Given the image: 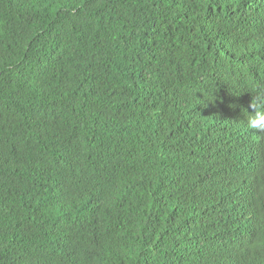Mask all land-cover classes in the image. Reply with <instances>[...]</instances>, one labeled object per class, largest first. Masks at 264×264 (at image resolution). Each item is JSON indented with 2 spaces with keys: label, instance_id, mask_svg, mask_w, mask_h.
Instances as JSON below:
<instances>
[{
  "label": "trees",
  "instance_id": "1",
  "mask_svg": "<svg viewBox=\"0 0 264 264\" xmlns=\"http://www.w3.org/2000/svg\"><path fill=\"white\" fill-rule=\"evenodd\" d=\"M221 65L241 111L264 0H0V264H264V176L186 166L170 108Z\"/></svg>",
  "mask_w": 264,
  "mask_h": 264
},
{
  "label": "clouds",
  "instance_id": "2",
  "mask_svg": "<svg viewBox=\"0 0 264 264\" xmlns=\"http://www.w3.org/2000/svg\"><path fill=\"white\" fill-rule=\"evenodd\" d=\"M229 1L233 7L241 9L257 4L259 0ZM228 70L221 65L217 73L198 80L191 91L172 103L170 108L174 110L177 126L181 130V142L196 144L199 141L208 150L204 154L207 160L193 159L186 166L193 170L197 167L198 170L211 165L225 172L231 177L227 191L230 194L232 184L237 190H242L246 182L264 176V89L254 90L253 97L246 100L241 111L238 110L227 98L236 86V78ZM232 120L235 124L229 126ZM186 122L191 125H186ZM220 135L223 138H219ZM221 150L242 161L241 164L236 167L230 161L218 159L216 154ZM235 178L239 182L234 181ZM208 189L210 186L205 180L197 182L195 187V190L207 193ZM260 191L255 184L251 191L245 189L242 192Z\"/></svg>",
  "mask_w": 264,
  "mask_h": 264
},
{
  "label": "water",
  "instance_id": "3",
  "mask_svg": "<svg viewBox=\"0 0 264 264\" xmlns=\"http://www.w3.org/2000/svg\"><path fill=\"white\" fill-rule=\"evenodd\" d=\"M234 124H235V121L232 120V121L229 123V126H230V125H231V126H234ZM219 138H223V135H220Z\"/></svg>",
  "mask_w": 264,
  "mask_h": 264
}]
</instances>
